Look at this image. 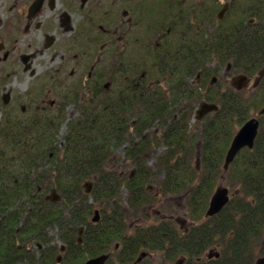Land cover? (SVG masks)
<instances>
[{"label":"trees","instance_id":"16d2710c","mask_svg":"<svg viewBox=\"0 0 264 264\" xmlns=\"http://www.w3.org/2000/svg\"><path fill=\"white\" fill-rule=\"evenodd\" d=\"M257 12V23L233 28L230 35L219 27L207 44L220 64L230 63L232 70L251 77L264 66V6L257 7ZM199 63L203 69L201 57ZM255 88L254 94H245L214 86L206 100L218 108L196 120L194 129L188 127L192 109L187 106L179 108L176 121L164 120L165 132L158 138L166 148L156 156L163 175L157 183L159 194L187 192L188 213L195 220L204 219L184 234L165 224L134 230L128 226L132 213L145 216L142 209L154 202L146 183L158 177L148 165L157 137L135 143L129 130V102L136 101L131 93L120 95L118 110L112 98H105L94 112L72 119L61 146L57 138H40L21 143L18 147L24 152L15 154L6 149L7 140L0 135V264H56L60 249L51 244L48 232L52 228L65 245L63 264H82L108 253L115 263L108 257L104 264H128L143 250L163 251L168 260L184 255V264H254L264 256V114L258 116L253 147L242 148L226 171L223 161L236 127L264 106V75ZM146 117L141 111L138 136ZM56 125L57 133L61 123ZM121 146L129 164L109 166ZM128 166L132 170L125 174ZM222 175L231 187L229 201L217 214L204 217ZM85 181L92 183L89 193ZM52 188L60 194L57 202L45 198ZM122 188L128 191L126 205L119 199ZM96 203L100 219L94 222ZM79 227H83L81 241ZM36 242L43 248L31 252L28 245ZM214 245L219 247L218 257L197 259Z\"/></svg>","mask_w":264,"mask_h":264},{"label":"flooded vegetation","instance_id":"af4514ba","mask_svg":"<svg viewBox=\"0 0 264 264\" xmlns=\"http://www.w3.org/2000/svg\"><path fill=\"white\" fill-rule=\"evenodd\" d=\"M33 1L23 0L20 7H14L15 17L8 25L11 28L8 33H1L0 38V63L12 70L20 67V72L25 73L26 77L25 84L19 85V90L14 92V87L7 83L11 71L5 66L0 68V135L7 140L6 149L15 154L24 152L18 147L21 143L37 142L40 138L54 139L58 132L63 137L67 124L72 119L94 112L101 107L105 98H112L118 110L120 95L127 93H131L137 101L129 102L128 112L129 116L135 118L129 119V130L135 143L155 135L158 146L153 152L163 151L166 146L160 144L158 137L165 132L164 123L167 121L164 120L176 121L180 116L179 108L183 106L192 109L190 120H197L196 109L201 102L195 106L193 100L199 96L198 88L202 82H207L206 78L210 75V72L199 68V60L200 57L208 58L211 54H216L212 47L207 46L212 42L215 30L224 27L227 35H230L233 28L255 24L259 14L257 7L264 6L263 0H160V6L153 10L156 14L152 9L151 12L149 10L145 14L148 19L144 22L140 20V16L143 12L146 13L147 7L134 5L124 8L121 15L127 19L122 23L127 26L116 25L111 31L107 27L118 21L115 8L112 7L107 15L98 12L102 7H92L89 2L99 0H62V7L57 6L60 0H43L42 6L32 13L30 5ZM253 7H256V11ZM249 9L251 11L247 16L246 11ZM214 18L218 19L217 24ZM225 19L227 22L223 24ZM125 26L129 29L126 38L118 36L120 31L124 34ZM133 26L134 30L131 28ZM213 27L216 29L213 30ZM105 36L111 37L105 41ZM11 39L15 44L9 47ZM16 44L21 49L17 53ZM56 46L59 48L55 49ZM50 48L55 49L53 61L61 53L64 58L60 57L59 64L40 75L35 68V61L43 54V50ZM104 49L110 50L107 52L111 53L113 60L111 65L105 66L106 69L102 68L105 61ZM68 64L71 68L65 75ZM87 66V73L81 74L79 68ZM227 68L231 69L230 63ZM213 79L205 85L206 91L214 86L211 82ZM232 87L237 90L234 78ZM244 87L237 91H242ZM178 90L179 100L173 103L171 98ZM190 92L194 93L192 98L189 97ZM168 109L170 113L167 112ZM143 110L147 116L144 122L146 126L138 136L139 114ZM57 123L61 125L56 133ZM62 143L63 138L57 142L58 146ZM155 167L159 170L157 162ZM149 206L150 204L147 205ZM131 216L133 218L128 224L130 229L165 224L182 234L187 233L192 225H198L204 220L199 217L194 224L182 230L176 227L177 220L175 222L172 216H165L158 222L151 223H145L147 213L145 216L132 213ZM204 217L208 216L204 213ZM179 223L182 226L184 221ZM16 231H19V227H16ZM115 247L117 249L118 244ZM211 248L213 247L207 248L197 259L212 258L209 252ZM64 251L65 248L60 254ZM154 255H158V259L164 264H184L187 258L178 255L173 260H168L163 251L143 250L128 264H137L146 258L155 260Z\"/></svg>","mask_w":264,"mask_h":264},{"label":"rangeland","instance_id":"374dc122","mask_svg":"<svg viewBox=\"0 0 264 264\" xmlns=\"http://www.w3.org/2000/svg\"><path fill=\"white\" fill-rule=\"evenodd\" d=\"M61 1L62 0H60V2H57L58 7H62ZM78 2H79V0H78ZM22 3H23V0H0V25L2 26V27H0V31H1L0 32V38H1V33L6 34L9 32V30L11 28L8 25H9V22L15 17L14 7H20V4H22ZM159 3H160V0H152V2L150 0H99L96 2L95 1L89 2V4H92V7L93 6L102 7L100 9V11L98 10V12L104 13L105 15H107L109 13V11H111L110 9H112V7L115 8L114 13L117 16L116 18L118 21L111 23V25H109L108 27L105 26L107 28H110L111 31L115 29L116 25L124 24V23H122V21L127 19L126 16L121 15V11L124 8L134 7V5L137 7L140 5L147 7L146 13L143 12L140 16V20H142L144 22L146 19H148L147 15H145V14H147L149 12V10L151 12V9H152V12L154 13L153 10H156V7L160 6ZM149 5H152L153 7H149ZM155 5H158V6H155ZM10 7H13V8L10 10ZM246 8H251V7H246ZM135 10L138 11V9H135ZM250 11H251L250 9L246 11L247 16H248V14H250ZM213 13H216V12H213ZM154 14H156V13H154ZM214 19H215V24H217L219 22L218 19L217 18H214ZM106 21L107 20L105 19V22ZM105 22H103V23H105ZM226 22H227L226 19H225V21L224 20L222 21L223 24H225ZM124 25H126V24H124ZM126 26L124 28V32H123L124 34H122V32L120 31L117 33L118 36L126 38V33L129 31V29ZM131 28L133 30L135 29L134 26ZM213 30H215V27H213ZM110 37L111 36H105L104 40L106 41ZM10 41L11 42H8L9 47H11V46H13V44H15L13 39H11ZM39 45L41 46L42 49H44L42 44H39ZM58 48H59V46L55 47V49H58ZM55 49L50 48V49H45V51L43 50V54L41 56H39V58L36 59V61H35L36 67L35 68H37V71L40 73V75H42L44 72H46V70L50 69L51 67H54L55 65L59 64L58 62H59L60 57L64 58V55L61 53L60 57H58L55 61H53L52 55L55 52ZM20 50H21L20 47L17 45L16 46V53L19 52ZM107 51L110 52V50L104 49L103 59H105V61L103 62V65H102V68H104V69H106V67H105L106 65H108V64L111 65L112 61H113L111 53H108ZM66 53L69 54L67 51H66ZM216 57H217L216 54L215 55L211 54L208 58L207 57L201 58L204 60V63L202 64V66H203L202 71L210 72V75H208V77L206 78L207 82L201 81L202 84L200 85V88H198V90H197V92H199L200 95L198 97H195L193 100L195 102L194 103L195 106L202 101H207L206 100V93L214 90L213 89L214 86L219 87V89H221L223 91L233 88L232 87V79L235 76H237L238 73H240V72L232 70V69L229 70L227 68V64H220L217 61ZM91 60L94 61L93 58ZM3 66H5L8 70L11 71L10 74L8 75L7 83L9 84L10 87H14L12 89L14 92H17L19 90V85L25 84V80H26L25 73L20 72V70H19L20 67H17V68L14 67L12 70L9 67H7L4 63L3 64L0 63V68ZM70 68H71V65L68 64L65 68V75L68 74ZM215 68L217 70L213 71ZM87 70H88V66L86 68H83V67L79 68V72H81V74H86ZM256 76H257V74H253L252 79L249 80L247 82L246 86L244 87V89H242L245 94H250V93L254 94L255 91L257 90V88H255L256 86L253 84L254 78ZM200 78H202V77L200 76ZM210 79H213L211 82L214 84V86L211 87L209 90L207 89V91H206L205 85H207L209 83ZM165 85H166V83L164 82L163 86H165ZM179 96H180L179 90L176 93H173V96H172L173 98H171L172 102L175 103L177 100H179ZM141 109H143V108H141ZM69 110H71V109L69 108ZM258 110L252 111L250 116L257 113ZM65 117H67L66 114H65ZM129 118H130V120L135 119L134 116H132V115ZM195 124L196 123L193 119L192 120L189 119V123H188L189 128H191V129L196 128ZM238 127L239 126L236 127V130L238 129ZM160 134H161V132H160ZM61 140H62V136L58 132L57 142L59 143ZM160 151H162V149L158 150L157 152H153L150 155V157L148 159V165L152 168L153 171L156 170L157 176L163 177V176H161L162 173L155 167L156 156L158 155V153H160ZM129 162H130L129 160L125 159L123 148L121 146L119 149L116 150L115 157L110 161L109 166L118 167V165L120 163L129 164ZM196 164H197V166H199V160H197ZM131 170H132L131 166L124 168L125 174H128ZM159 177L152 179V180H149L146 183L147 190L150 193H152V195H154L155 199H154L153 203H150L149 207H147L145 205L144 208L142 209L147 213V216H148L147 217L148 219H146L145 223L158 222L159 219H161L162 217H165V216L171 217L172 216L174 218V221L177 220V222L175 221L177 228H180L183 230V228L190 227L191 224H194V222L196 220L193 219L187 211V204H186V200H187L186 198H188L186 195L187 192L186 193L170 194V195L159 194L158 185H157ZM218 185L226 186V187H228L229 192L231 191V187L229 185V182L223 175H222V178L219 179L217 186ZM46 194H48V193H46ZM127 196H128L127 189L122 188L120 190V193H119V199L123 205H126ZM90 201H92V200L90 199L89 202ZM94 209H99L98 203H96L94 205ZM156 211H158V213H156ZM179 221H184L182 226L180 225ZM130 230H133V229H130ZM57 232H58V230L56 228H52L49 230L48 233L52 237L51 244L59 247L62 244L64 245V243L62 242V240L57 235L58 234ZM218 248H219L218 246H214L213 248L210 249L209 252L210 253L215 252L218 250ZM28 249L31 252H36L37 251L36 249H38V248H37V246H35L33 244H29ZM114 250H116V247H115V249H113V251ZM58 251L55 254V256L61 255L60 252H58ZM108 257L112 258L114 263H115V260L112 256V253H108ZM154 258H155V260L151 259V258H146L144 260V262L150 263V264H154V263L155 264H164L158 259V255H154ZM56 264H63L62 257L60 258V261ZM166 264H168V263H166Z\"/></svg>","mask_w":264,"mask_h":264},{"label":"water","instance_id":"95a60500","mask_svg":"<svg viewBox=\"0 0 264 264\" xmlns=\"http://www.w3.org/2000/svg\"><path fill=\"white\" fill-rule=\"evenodd\" d=\"M43 0H34L30 5V11L33 13L39 7L42 6ZM222 13V11H221ZM220 13V16H221ZM264 75V67L259 71V75L255 81V84L260 80V78ZM248 81V76L245 74H239L234 77V86L235 88L241 89L243 88ZM218 106L216 103L211 102H201L199 107L196 109L195 117L197 119H201L208 112L217 110ZM264 114V107L259 109V111L244 121L240 127L237 129L235 134L233 135L230 144L226 150L224 161H223V169L226 171L229 167V164L233 161L234 157L237 153L244 147L252 148L254 145V141L259 132V119L257 116ZM86 193H89L92 187V183L90 181H86L84 183ZM48 200L52 202L59 200V195L57 194L55 189H52L50 194L46 197ZM229 201V189L226 186L218 185L213 191L208 206L205 212L206 216H213L217 214ZM100 219V212L98 209L94 210V215L92 217V221L97 222ZM79 241H81V234L83 232V227H79ZM36 246L38 249H41L42 245L39 242H36ZM20 248V246H19ZM65 248L64 245L60 246V250L63 251ZM210 256L218 257L219 253L212 252ZM108 259V254H101L94 257H90L86 259L82 264H104ZM57 261H60V256L57 257ZM255 264H264V256L258 258L255 261Z\"/></svg>","mask_w":264,"mask_h":264}]
</instances>
